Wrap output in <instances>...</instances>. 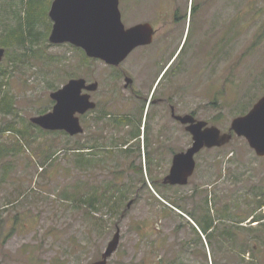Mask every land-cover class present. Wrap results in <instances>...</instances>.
I'll use <instances>...</instances> for the list:
<instances>
[{
    "label": "rangeland",
    "instance_id": "1",
    "mask_svg": "<svg viewBox=\"0 0 264 264\" xmlns=\"http://www.w3.org/2000/svg\"><path fill=\"white\" fill-rule=\"evenodd\" d=\"M53 1L0 0L3 44L6 38L18 36L15 15L21 16L19 21L24 26L30 6H37L41 21L35 25L34 44L0 46L6 49L0 67L5 68V90L14 99L19 128L43 114L40 112L51 111L54 102L50 93L69 80L98 82L99 95H113L123 87L121 73L130 64L133 69L129 73L140 88L143 71L160 57L163 40L159 35L150 47L130 55L118 70L89 59L70 44H51L53 22L48 13ZM178 1L181 5L186 0ZM226 7L232 10L228 20L234 18L235 10L241 11V28L236 37L234 27L227 29L225 62L221 66L213 64L211 75L200 79L192 76L189 64L185 75L169 83L187 105L182 110H197L198 118L208 120V126L221 133H228L233 119L245 115L264 95V0H226ZM158 8L159 0H119L121 21L127 27L140 22L155 24ZM3 29L5 32H1ZM193 30L187 26L182 31L183 52L192 45ZM164 52L163 45L165 57ZM180 57L189 61L187 56ZM120 94L123 99L124 93ZM13 118L0 116V121L7 123ZM26 126L30 136L21 142L18 153L13 151L11 133H0V146L7 150L0 160V264H92L101 260L117 229L119 245L107 264H173L176 257L178 264H264V243H260V239L264 242V206L243 222L234 244L223 243L216 249L194 227L201 224L196 219V225L190 222L192 218L185 211H193L207 195L212 198V206L215 196L224 199L237 216H245L258 203L264 204V158L257 157L244 138L234 134L226 145L203 150L195 157L196 169L188 185L163 188L152 182L162 180L167 173V160H158L161 169L151 166L150 173L145 171L148 160L142 157L140 175H117L123 163L131 159H119L117 173L93 170L91 165L81 173L74 161L80 153L72 151L79 143L78 136L44 133ZM178 139L179 151L190 145L189 135L180 126ZM49 155L53 159L48 160ZM80 155L91 159L87 149ZM80 161L83 164V158ZM112 174L114 182L107 186ZM254 215L263 220L257 222L251 217ZM194 239L199 240L200 250ZM235 244L236 249L240 246L247 252L243 262L234 252ZM193 250L191 256L186 253ZM198 252L206 256V262L205 257L201 261L195 256Z\"/></svg>",
    "mask_w": 264,
    "mask_h": 264
},
{
    "label": "flooded vegetation",
    "instance_id": "2",
    "mask_svg": "<svg viewBox=\"0 0 264 264\" xmlns=\"http://www.w3.org/2000/svg\"><path fill=\"white\" fill-rule=\"evenodd\" d=\"M159 7L155 11V24L140 22L128 27L124 25L128 29L138 24H148L152 28L151 42L136 47L119 66H106L111 69H120L121 64L130 55L150 47L158 35L163 40L162 47L158 50L160 51L159 60L157 59L150 69L143 71L145 76L139 83L140 88L135 78L129 73L133 69V64H130L128 70L122 72L121 77L116 78L117 82L119 77L122 78L124 84L115 94L99 95L98 82H95L97 88L94 91H83L82 94H89L90 101L95 104V107L78 115L82 131L77 136L79 146L90 153L93 170L105 169L108 173L115 170L113 173H117V167H120V164H117L118 160L131 159L128 163H123L124 167L117 175L131 172L140 175L142 174V157L148 160L145 171L148 170L150 173L151 166L157 170L161 169L158 160H167L169 165L167 173L162 180L155 179L152 183L157 187L169 188V185L162 182L170 171L173 157L192 145V137L186 132V125L180 123L177 117L191 115L196 121L209 123L208 120L197 117V110L181 109L187 105L180 100L182 95L171 86L173 80L179 75H185L189 67L192 68V76L204 78L205 75H211L210 69L213 64L221 66L225 62L228 45L227 29L234 27V36L238 35L241 28V11L235 10L234 18L228 20L227 17L232 10L227 9L226 0H186L181 5L178 0H159ZM187 26L194 28L195 38L191 47L183 52L182 31ZM177 45L179 47L174 51ZM180 55L187 56L189 61ZM150 63L152 64L153 61ZM189 64L191 66L187 67ZM87 84L90 83L87 82ZM142 85H145L144 89H141ZM121 92L125 95L123 99ZM93 95H96V98L93 99ZM89 119L91 122H88ZM179 126L191 140L190 145L182 151L177 149ZM83 148L78 149L80 154L83 153ZM203 150L207 149L203 148L199 153ZM80 171L82 173L85 170L80 168ZM110 178L107 186L114 182L113 174ZM198 242V239H194L195 244ZM198 247L199 244L196 245V249ZM195 251L186 253L191 256ZM199 253L195 256L203 261L205 256ZM236 253L241 256L240 246L237 247ZM173 264H178L177 257L175 261L173 260Z\"/></svg>",
    "mask_w": 264,
    "mask_h": 264
},
{
    "label": "water",
    "instance_id": "3",
    "mask_svg": "<svg viewBox=\"0 0 264 264\" xmlns=\"http://www.w3.org/2000/svg\"><path fill=\"white\" fill-rule=\"evenodd\" d=\"M48 15L53 22L49 35L51 44H70L82 49L88 58L106 65L119 66L136 47L151 42L152 28L148 24L125 28L119 0H54ZM4 53L5 50L0 48V62ZM96 88V83L87 84L81 78L69 80L50 93L49 97L54 102L52 110L32 117L30 122L45 131H62L71 137L78 135L82 130L77 115L95 107L89 94L82 92H92ZM177 119L186 125L192 145L173 157L170 171L162 182L165 185L186 186L195 170V155L203 148L226 145L234 134L244 138L257 157L264 158V95L245 115L233 119L228 133H221L206 122L196 121L191 115L178 116ZM119 240L117 229L101 260L92 264H107L117 250Z\"/></svg>",
    "mask_w": 264,
    "mask_h": 264
},
{
    "label": "trees",
    "instance_id": "4",
    "mask_svg": "<svg viewBox=\"0 0 264 264\" xmlns=\"http://www.w3.org/2000/svg\"><path fill=\"white\" fill-rule=\"evenodd\" d=\"M24 4H26V2H24ZM29 11L31 12V14L27 17V24L24 26H21L20 21H19L21 20V16L19 14L15 15L17 18L15 28L16 27L20 28V31L17 33L18 36L17 38H6V41H4V44L1 42L2 40L1 38L0 46H3V47L6 46L7 48L9 47L15 48V47H21V46L26 47L25 45L27 44L29 45V43L31 44L35 43L34 41L37 40L35 25L37 24V22H41V21L39 19V11H38L37 6H30ZM45 25L47 26V30H48L50 28V24L47 23ZM5 27H8V26H5ZM2 31H4V29L1 30V32ZM4 69L5 68L0 67V116L6 117L8 115H13L16 118L11 119L7 123H2L0 121V133H4V132L11 133V135L14 138V143H15L13 151L15 153H18L22 150L21 142L26 141L30 136L28 132L29 129L26 126V124L29 126V128L31 127L36 128V130L39 128L34 126L30 122L23 124L21 128L18 127V122H17L18 115L14 108V99L12 95L8 91L5 90L6 82L4 80L5 79ZM45 112L46 111L44 110L40 112V114L45 113ZM41 131L44 133H55V132H47L43 130ZM56 133H63V132H56ZM78 146L79 144H77V146L72 148L73 149L72 151H78V148H77ZM6 153H7V150H4L0 146V160L2 159V157H4ZM46 157H48V160H49V159H53L54 156L49 155ZM76 157L77 159L75 158L74 161L77 162L80 168L84 169L86 166L91 168L90 165H92V158L91 159L86 158L85 156L80 155V154L77 155ZM82 158H83V164H81V161H80ZM5 169H9L8 166L5 167ZM211 199L212 198L208 197V195L204 196V198L201 201L202 203L198 205L197 208L195 207L193 211L191 212L187 211L185 210V208L184 210L186 211V214L189 215L193 219V220L191 219L193 222L196 219L201 224V226L200 225H196V226L198 227L200 232L204 235V237L208 238L209 243L211 245L213 244L215 245V249L218 247V245H221L223 243L224 244L225 243L234 244L237 241V237L239 235L238 231H240L241 229L240 226L243 225V222L248 220V217L252 213H254L258 209H260L262 206H264L263 203H258L257 206L252 208L249 212L247 210V213L245 216L243 215L237 216V214L233 211L234 208L232 209L231 206L227 205L226 202H224V199H221L220 197L217 198L215 196L213 206L211 204ZM182 202L187 204L188 200L184 199L182 200ZM218 203H220L219 206H217ZM177 206L179 207V209L183 208L179 205ZM255 215L251 216L252 219H256L257 222H261L263 220L262 217L255 216ZM260 243L263 244L264 243L263 240L260 239ZM234 252L236 253V244H235ZM246 253L247 252L242 248L241 256H240L242 262L244 261V256Z\"/></svg>",
    "mask_w": 264,
    "mask_h": 264
}]
</instances>
